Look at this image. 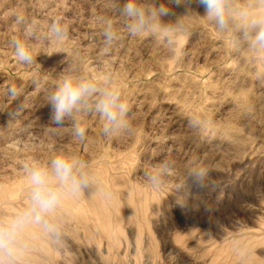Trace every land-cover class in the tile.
Wrapping results in <instances>:
<instances>
[{
  "label": "rangeland",
  "instance_id": "1",
  "mask_svg": "<svg viewBox=\"0 0 264 264\" xmlns=\"http://www.w3.org/2000/svg\"><path fill=\"white\" fill-rule=\"evenodd\" d=\"M151 2L183 30L132 37L112 0H0V218L28 202L26 161L71 154L93 177L61 202L59 239L24 231L18 264H264V51L238 39V17L221 30L196 0ZM230 4L264 11V0ZM56 17L68 29L60 43L48 31ZM104 17L118 33L107 52ZM33 23L37 62L24 65L11 42ZM70 67L113 77L130 131L103 135L96 113L50 121L47 96Z\"/></svg>",
  "mask_w": 264,
  "mask_h": 264
},
{
  "label": "clouds",
  "instance_id": "2",
  "mask_svg": "<svg viewBox=\"0 0 264 264\" xmlns=\"http://www.w3.org/2000/svg\"><path fill=\"white\" fill-rule=\"evenodd\" d=\"M204 9V19L225 30L230 22L239 18L242 22L241 35L255 51H264V11L251 12L247 8H233L230 0H196ZM177 6L181 0H173ZM113 7L132 37L145 33H175L183 30V22L176 25H165L161 18L174 15L168 4H155L151 0H126L122 5L120 0H112ZM22 19V17H21ZM103 51L107 52L117 40L118 33L110 18H101ZM36 27L28 26L24 40L14 39L12 47L14 56L19 63L31 65L37 62V56L27 42L35 34ZM51 38L60 43L67 36V25L56 17L49 24ZM9 95L17 96V90L12 87ZM47 104L51 106L50 121L62 125L66 119H75L77 114H98L103 120L102 133L112 136L131 130L128 118L130 104L122 98L120 87L111 75L101 78L87 77L75 73L73 68L63 74L55 89L47 96ZM74 137L79 141L86 138V129L79 123L75 124ZM27 174L28 197L27 204L14 215L0 218V264H18V258L23 250L22 236L24 231L38 225L55 239L60 238L59 226L54 222L55 214L61 202L67 195L78 197L89 189L93 177L88 171V165L75 155L59 153L47 163L37 160L24 162ZM204 170L194 172L193 176L199 183Z\"/></svg>",
  "mask_w": 264,
  "mask_h": 264
},
{
  "label": "bare ground",
  "instance_id": "3",
  "mask_svg": "<svg viewBox=\"0 0 264 264\" xmlns=\"http://www.w3.org/2000/svg\"><path fill=\"white\" fill-rule=\"evenodd\" d=\"M116 172H118V171H116ZM228 187H229V186H228ZM5 197H6V196H5ZM4 199H5V198H4ZM1 200H2V199H1ZM2 202H3V201H2ZM14 202H15V201H14ZM14 202H13V203H14ZM63 204H64V203H63ZM5 209H6V208H3L2 211H5ZM0 213H1V212H0ZM111 221H112V220H111ZM38 228H40V227H38ZM27 232H28L30 235H32V236L35 234L34 232H30V231H27ZM68 241H69V240H68Z\"/></svg>",
  "mask_w": 264,
  "mask_h": 264
}]
</instances>
